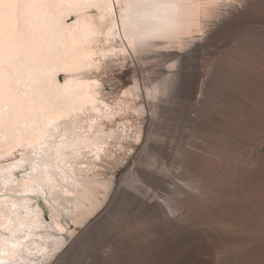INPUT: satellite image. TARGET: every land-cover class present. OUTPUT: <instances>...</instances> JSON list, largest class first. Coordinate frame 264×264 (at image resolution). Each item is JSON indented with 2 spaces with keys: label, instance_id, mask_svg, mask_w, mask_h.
Segmentation results:
<instances>
[{
  "label": "bare ground",
  "instance_id": "bare-ground-1",
  "mask_svg": "<svg viewBox=\"0 0 264 264\" xmlns=\"http://www.w3.org/2000/svg\"><path fill=\"white\" fill-rule=\"evenodd\" d=\"M28 12L11 35L0 18V264L70 261L69 251L59 254L70 228L107 199L106 210H123L125 242L148 237L135 252H107L113 264H262L264 171L240 196L238 219L250 217L251 232H215L189 215L209 193L198 149L185 139L172 153L152 134L164 103L175 104L170 116L202 104L186 100L207 92V78L220 95L223 68L201 66L198 55L244 26L264 29V0H34ZM147 55L177 62L159 85L135 75ZM117 68L115 92L107 82ZM88 264H105L102 254L92 251Z\"/></svg>",
  "mask_w": 264,
  "mask_h": 264
},
{
  "label": "rangeland",
  "instance_id": "rangeland-1",
  "mask_svg": "<svg viewBox=\"0 0 264 264\" xmlns=\"http://www.w3.org/2000/svg\"><path fill=\"white\" fill-rule=\"evenodd\" d=\"M198 62L206 68L213 65L223 68L222 77L217 80L220 95L211 96L209 90L215 86L216 79L207 78L206 82L209 85L206 87L207 92H204L203 96L196 93L186 100L196 102L198 97L197 100H201L202 103L198 108L187 113L188 110H184L183 105L177 108L176 115L170 116L175 104L164 103L158 119L159 126L154 129L152 136L156 140H166L172 147L170 150L172 153L176 152V148L185 139L191 140L198 149L195 151L194 160L203 181L208 182L209 193L198 201L199 206L188 207L189 215L195 218V223L198 222L197 224L204 227L209 226L215 232L222 230L232 233L243 230V233H249L254 226L251 218L240 220L238 217L242 214L241 205L244 200L240 196H245L246 192L259 184L255 175L264 171L263 25L254 23L251 27L244 26L235 34L221 37L215 44L204 48L198 55ZM176 64L175 60L166 62L158 60L154 55H147L139 67L135 66V75L137 79L143 77L145 83L150 86L159 85L161 79L171 72L169 66ZM182 64L184 68H188L187 62L183 61ZM121 71L117 68L113 72L110 81L107 82L108 90L115 92L121 90V82L118 79ZM185 106H188V103H185ZM186 113L189 115L186 116ZM160 118L161 120L164 118V123ZM192 122L195 123L194 126ZM122 166L112 170V175H109L112 191L118 180L117 175L123 169ZM108 201L109 199L96 217L85 224L70 228L72 234L65 237V245L59 251V254L69 251L70 261L63 259L59 264H88L94 250L102 254L105 264H113L107 257V252L113 256H123L125 249L133 252L140 249L138 242L148 237L141 234L128 238L129 241L125 242L123 210L120 208L106 210ZM215 207L219 209L216 215L213 214ZM181 211L184 212L183 209ZM109 221L115 226L111 227ZM221 221L225 222L226 226ZM141 222L143 221L136 223L135 226L142 227ZM139 231H143V228L136 229V232ZM85 236L88 238L81 242Z\"/></svg>",
  "mask_w": 264,
  "mask_h": 264
},
{
  "label": "snow or ice",
  "instance_id": "snow-or-ice-1",
  "mask_svg": "<svg viewBox=\"0 0 264 264\" xmlns=\"http://www.w3.org/2000/svg\"><path fill=\"white\" fill-rule=\"evenodd\" d=\"M2 4H5V0H0V5ZM33 4L34 0H7L6 12H0V18L6 15L10 35L21 30V23L28 16V10L33 7ZM2 26L0 21V28Z\"/></svg>",
  "mask_w": 264,
  "mask_h": 264
},
{
  "label": "water",
  "instance_id": "water-1",
  "mask_svg": "<svg viewBox=\"0 0 264 264\" xmlns=\"http://www.w3.org/2000/svg\"><path fill=\"white\" fill-rule=\"evenodd\" d=\"M75 19V15H70L68 18H66L65 23L66 24H71L72 22H74ZM64 79V74L60 73L57 75V81L59 84H61L63 82Z\"/></svg>",
  "mask_w": 264,
  "mask_h": 264
}]
</instances>
